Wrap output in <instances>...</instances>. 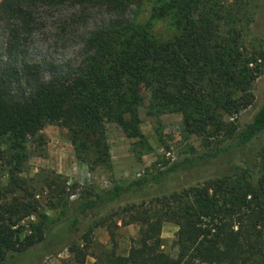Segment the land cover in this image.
Masks as SVG:
<instances>
[{"label": "trees", "instance_id": "trees-1", "mask_svg": "<svg viewBox=\"0 0 264 264\" xmlns=\"http://www.w3.org/2000/svg\"><path fill=\"white\" fill-rule=\"evenodd\" d=\"M133 0H1L0 138L20 147L46 121H58L71 132L82 162L91 149L103 152L104 122L117 112L134 111L142 86L151 92V105L179 111L185 129L204 135L222 130L220 112L237 114L254 101L252 85L262 70L254 55L245 53L234 33L222 34L220 6L212 0H166L161 13L176 8L179 33L158 41L148 29L132 25L127 12ZM103 20L88 34L89 20ZM58 19L60 41L80 44L78 63L51 61L33 55V38L53 28ZM47 75V76H46ZM215 150L182 156L154 174L128 181L112 180L91 192L72 212L52 224H29V232L14 228L37 208L14 197L0 206V264H38L79 227L81 221L123 196L142 197L145 188L184 167L217 166L215 181L179 193L141 200L124 208L123 223L138 225L127 254L112 249L93 254V264H262L264 258V170L233 169L251 142L264 135V99L250 122L227 129ZM101 155V152H100ZM221 171V172H220ZM235 178H232V175ZM19 184L17 176L11 177ZM20 185V184H19ZM17 185V186H19ZM143 199V198H142ZM165 221L177 226L176 254L162 249ZM90 229L78 253L84 262L91 247Z\"/></svg>", "mask_w": 264, "mask_h": 264}, {"label": "rangeland", "instance_id": "rangeland-1", "mask_svg": "<svg viewBox=\"0 0 264 264\" xmlns=\"http://www.w3.org/2000/svg\"><path fill=\"white\" fill-rule=\"evenodd\" d=\"M1 1V0H0ZM166 0H133L127 12L132 25L145 27L150 35L164 41L179 33L176 8L161 13L160 6ZM186 0H178V3ZM220 6V14L226 18L221 22L222 34L234 33L238 45L245 53L255 56L262 63L260 75L252 85L253 103L237 114L220 112L222 130H210L204 135L185 129L183 116L168 107L157 110L151 105V92L142 86L141 100L134 111L117 112L112 119L104 122V142L108 158L91 148L82 162L77 158L71 142L70 130L58 121H46L33 136H29L20 147L11 146L7 139L0 138V206L8 204L14 197L23 202L37 205L36 211L23 218L14 228L29 232V224L43 223L46 226L58 222L69 215L78 203L91 192H99L108 187L112 180L128 181L145 174H154L169 166L182 156L199 153L205 149L215 150L225 142L227 129L242 128L251 121L255 111L264 99V0H212ZM100 19L89 20L82 31L89 33ZM53 28L35 34L33 55L40 58L48 54L51 61L66 65L78 63L81 49L77 40L70 43L60 41L57 35L58 19ZM5 31L0 29V43L4 42ZM47 76V75H46ZM237 172L252 166L257 176L264 170V135L251 142L249 149L235 158ZM246 171V169H245ZM217 166L189 168L181 166L177 171L167 173L157 184L145 188L142 197L123 196L115 203L84 218L79 227L57 245L52 253L40 259L38 264H93L94 255L100 250L112 249L114 233L116 253L127 254L137 237L138 225L125 224L130 211L124 210L133 203L161 198L179 193L194 186L210 185L215 181ZM221 172V171H220ZM17 176L15 184L13 176ZM235 178V175H232ZM19 185V186H17ZM143 198V199H142ZM90 229L91 247L87 249L84 262L81 255L83 235ZM177 226L165 221L161 228L162 249L175 256ZM264 264V258L263 263Z\"/></svg>", "mask_w": 264, "mask_h": 264}]
</instances>
